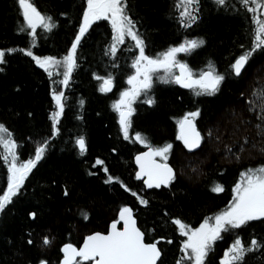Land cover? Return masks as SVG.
<instances>
[{
	"label": "trees",
	"instance_id": "1",
	"mask_svg": "<svg viewBox=\"0 0 264 264\" xmlns=\"http://www.w3.org/2000/svg\"><path fill=\"white\" fill-rule=\"evenodd\" d=\"M32 2L55 24L51 31L38 27L35 39L18 0H0V51L6 53L0 64V125L12 134L19 163L34 159L37 147H47L19 194L0 211V264H60L65 245L78 248L86 236L105 233L124 207L132 210L145 243H157L158 264H178L184 239L173 220L198 228L229 206L242 172L264 166V119L259 118L264 117V48L252 51L256 29L252 13L240 0H226L223 6L199 0L198 11L193 12L196 20L186 27L189 21L180 20L177 0H126L145 55L158 59L185 41H203L190 53H178L177 60L187 64L196 79L211 67L224 80L216 94L196 95L199 89L181 90L174 82L165 83L163 69L151 73V88L132 103L125 139L114 105L136 70L135 41L126 37L113 55L109 22L92 24L76 49L68 85L61 89L64 111L54 129L52 79L25 52L61 60L79 35L87 1ZM249 51L251 58L235 76L232 65ZM172 72L177 75L175 67ZM109 78L112 91L106 93L101 87ZM197 111L195 125L203 139L190 153L180 145L178 126L185 115ZM137 134L152 148L172 145L166 162L175 179L168 187L147 190L136 179L132 158L146 148L135 141ZM80 138L86 143L84 154L78 148ZM7 172L0 147V195L7 189ZM109 176L112 183H106ZM216 184L224 191L213 192ZM221 235L205 264H222L237 238L246 248L252 240L259 245L238 264H264V219ZM45 237L50 244L44 245Z\"/></svg>",
	"mask_w": 264,
	"mask_h": 264
},
{
	"label": "snow or ice",
	"instance_id": "2",
	"mask_svg": "<svg viewBox=\"0 0 264 264\" xmlns=\"http://www.w3.org/2000/svg\"><path fill=\"white\" fill-rule=\"evenodd\" d=\"M215 2L223 6L226 0H215ZM18 3L20 9H22L26 26L31 30L33 39H35L38 27H42L46 31H51L55 27L51 18L42 15L32 0H18ZM240 3L248 12L254 14L253 22L256 25V29L255 44L252 51L264 48V19H261L264 16V0H240ZM198 5L199 0H177L175 6L180 10V20L182 22L185 20L189 21L185 25L186 27L191 26V23L195 22L196 16L193 15V12L198 11ZM126 9V0H87V8L83 14V24L80 27L79 35L76 36L71 51L62 62L65 72L61 83L65 86L68 85L71 73L76 67V49L84 34L96 21L107 20L110 22L114 33L111 47L113 55L117 51V46L125 42L126 37L135 41V46L139 49V56L132 65L136 69V74L128 80L131 88L123 92L120 101L114 105V109L119 113V123L124 138L129 139L131 116L134 111L132 103L141 95L142 91L151 88V73L163 69L167 76L164 79L165 83L174 82L184 88L199 89V91H196V95L216 94L220 84L224 80V76L216 74L215 70L210 67L208 71L202 72L198 79H193V73L187 64L180 63L177 60L178 53H190L192 50L200 47L203 41H185L179 47L169 49L163 53L162 58L158 59L145 55L144 41L135 30V23L129 17ZM252 51L241 55L232 65L236 76L241 75L242 70L252 56ZM5 55L4 51H0V64L5 62ZM25 55L32 56L37 65L44 68L45 71H48V66L60 63L51 57L40 59L34 56L31 51L25 52ZM173 67H179V75H175L172 72ZM49 75L51 76L52 73L49 72ZM111 86V78L106 79L103 82L101 91H110ZM63 98V92H53V99L57 107V111L52 116L54 129L64 111ZM153 102L152 100L147 101L149 104ZM198 116V111L188 113L179 121L180 135L178 139L183 141L184 146L189 151L199 148L203 139L194 123ZM259 118L264 119V117ZM257 128H260V125H257ZM11 137L12 134L8 129L0 125V147H3L5 150L6 155L3 156V159L9 164L8 171L10 173L7 191L3 195H0V211H3L6 205L12 203V198L19 194L25 179H27L31 170L43 158L47 147L46 144L37 147L34 159H30L27 163L17 166V145ZM135 141L149 149L143 155L136 157V162L140 167L136 178L139 180L147 177L144 183L148 188H160L162 185L168 187L175 179L173 169L166 163L172 145L168 144L162 148H152L139 134L135 136ZM77 144L80 153L84 154L87 151L85 140L80 138ZM261 151H264V149ZM9 157H11L10 160ZM155 157H160L165 163H157ZM97 164H102V161L98 160ZM104 170L107 172L106 168ZM112 182L113 178L109 176L106 183ZM211 190L221 193L224 191V188L222 185L216 184ZM233 193L232 203L228 209L214 217L205 219L197 229L190 228L178 219L173 220V223L179 229L180 235L187 237L181 248L184 256L178 261V264H183L184 260L192 261V264H205L208 253L213 250L214 243L217 240L223 239L221 233L239 229L250 221L264 219V166L254 169L249 168L245 172H242L240 181L233 188ZM133 195L136 194L133 193ZM141 203L146 205L147 201L141 200ZM82 215L85 219L88 218L87 213H82ZM120 221L123 222V230H118L117 228V224ZM28 242L32 243L31 240ZM43 243L44 245H48L50 244V240L45 237ZM258 246V242L252 240L251 247L246 248L243 242L237 238L229 250L225 252L222 264H238V262H242L245 253L252 251ZM62 250L64 253L63 264H87L89 261L92 264H157L161 258V250L157 247V243H145L144 233L136 226L132 210L128 207L121 209L119 221L111 224V231L107 235L100 233L89 235L81 248L77 249L72 244H67ZM41 264H46V262L42 261Z\"/></svg>",
	"mask_w": 264,
	"mask_h": 264
},
{
	"label": "rangeland",
	"instance_id": "3",
	"mask_svg": "<svg viewBox=\"0 0 264 264\" xmlns=\"http://www.w3.org/2000/svg\"><path fill=\"white\" fill-rule=\"evenodd\" d=\"M87 1V0H86ZM86 8H87V2H86V6H85V10H86ZM85 10H84V12H85ZM21 11H22V9H21ZM254 14L252 13V16H253ZM261 19H264V16H262L261 17ZM107 22H109V21H107ZM81 25H80V27L82 26V24H83V16H82V20H81ZM109 24H110V22H109ZM254 25H255V23H254ZM256 26V25H255ZM80 27H79V30H80ZM110 27H111V24H110ZM111 33H112V40H111V43H110V51H111V47H112V44H113V35H114V33H113V30H112V27H111ZM70 52V51H69ZM69 52H67L65 55H63L62 56V59L61 60H56V61H58V62H60V63H58V64H56V65H51V66H48V74H49V72H51L52 73V75L50 76V78L52 79V84H53V87H55V88H53V92H56V93H60V92H62V88H63V83H61V81H63V79H64V72H65V67H64V65H63V60H64V58L69 54ZM44 58H47V57H40V59H44ZM44 69V68H43ZM136 74V70H135V72L131 75V76H134ZM130 76V77H131ZM129 77V78H130ZM141 79H142V77H141ZM129 80V79H128ZM128 80H127V89L126 90H124V91H122V92H120L119 94H118V97H117V100H116V103H118L119 101H120V99H121V94L123 93V92H125V91H128L130 88H131V85H129V83H128ZM53 92H52V101H54V104H55V111L54 112H56L57 111V107H56V102H55V100L53 99ZM115 103V104H116ZM118 115H119V113H118ZM119 120H120V117H119ZM3 148V147H2ZM4 155H6V153H5V150L3 149V156ZM11 159V157H9V160ZM28 161H23L22 163H27ZM6 163V169H9V164L7 163V162H5ZM22 163H19L18 161H17V166H19L20 164H22ZM9 175H10V173H9V171L7 172V178H6V180H7V187H8V179H9ZM240 181V178H239V180H238V182ZM237 182V183H238ZM235 187V186H234ZM233 187V188H234ZM233 188H232V192H233ZM5 191H7V189L5 190ZM233 195H234V193H233ZM232 199H233V197H232ZM232 203V200H231V202L229 203V205ZM229 207V206H228ZM228 207L225 209V210H227L228 209ZM224 210V211H225ZM223 212V211H222ZM200 227V226H199ZM198 227V228H199ZM197 229V228H196ZM183 239H184V241H183V243L186 241V239H187V237H185V236H183ZM182 247H183V245H182ZM181 247V248H182ZM184 256V253L182 252V257ZM184 264H192V261H189V260H184Z\"/></svg>",
	"mask_w": 264,
	"mask_h": 264
},
{
	"label": "water",
	"instance_id": "4",
	"mask_svg": "<svg viewBox=\"0 0 264 264\" xmlns=\"http://www.w3.org/2000/svg\"><path fill=\"white\" fill-rule=\"evenodd\" d=\"M239 58V57H238ZM237 58V59H238ZM235 63V62H234ZM176 68V74L177 75H179L180 74V69H179V67H175ZM205 71H208V70H205ZM204 71V72H205ZM234 71V70H233ZM235 74V73H234ZM236 76V75H235ZM193 79H196V77L195 76H193ZM181 90H189V88H184V87H181L179 84H177V83H175ZM112 91V86H111V90L110 91H107L106 93H110ZM194 123H195V121H194ZM196 126V125H195ZM178 128H179V130H178V137H179V135H180V125L178 126ZM197 129V131H199L198 130V128H196ZM179 142H180V145H181V147L183 148V150H185V151H187V152H190V153H192V152H195V151H197L198 150V148L197 149H194L193 151H189L185 146H184V143H183V141H181L180 139H179ZM79 148V147H78ZM149 149L146 147V148H143V150H140L138 153H136L134 156H133V158H132V163L134 164V167H135V172H134V174H135V177H136V175H137V173L140 171V167H139V165L137 164V162H136V157L137 156H140V155H143L144 153H146L147 151H148ZM155 160H156V162L157 163H165V162H161V161H159V160H157L156 158H155ZM167 164H168V166L169 167H171L172 169H173V167L168 163V162H166ZM173 172H174V170H173ZM175 173V172H174ZM137 179V178H136ZM147 179V177H143L142 179H139V181H141V183H142V185H143V187H145V189H147V190H155V189H160V188H166V187H164L163 185L160 187V188H148L147 186H146V184L144 183V180H146ZM138 180V179H137ZM120 214V213H119ZM119 214H118V216H117V220L119 221ZM117 228H118V230H123V222L122 221H120V223H118L117 224ZM111 231V225H109L108 226V228H107V230H106V232L105 233H102V234H104V235H107L109 232ZM93 234H96V233H92L91 235H93ZM89 236V235H88ZM88 236H86L82 241H81V244H80V246L77 248V249H79V248H81L82 246H83V244H84V241L86 240V238L88 237ZM64 248V247H63ZM62 248V249H63ZM62 255L64 256V253H63V250H62ZM63 259H64V257L62 258V260L60 261V264H63ZM157 264H158V262H157Z\"/></svg>",
	"mask_w": 264,
	"mask_h": 264
}]
</instances>
